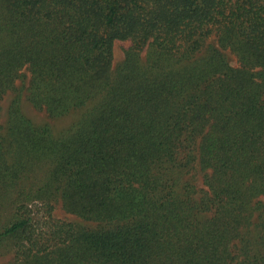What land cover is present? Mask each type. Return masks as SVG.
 Returning <instances> with one entry per match:
<instances>
[{
    "label": "trees",
    "instance_id": "trees-1",
    "mask_svg": "<svg viewBox=\"0 0 264 264\" xmlns=\"http://www.w3.org/2000/svg\"><path fill=\"white\" fill-rule=\"evenodd\" d=\"M23 69L35 108L79 114L69 130L21 112ZM11 90L6 264H264V0H0V99ZM31 162L47 177L19 184ZM57 195L94 225L55 219Z\"/></svg>",
    "mask_w": 264,
    "mask_h": 264
},
{
    "label": "rangeland",
    "instance_id": "rangeland-1",
    "mask_svg": "<svg viewBox=\"0 0 264 264\" xmlns=\"http://www.w3.org/2000/svg\"><path fill=\"white\" fill-rule=\"evenodd\" d=\"M208 43H214L215 46L217 45V38L215 36H211L209 40H207ZM130 46V42L120 41L117 40L113 44V53H112V64L111 68L114 70L117 66H119L123 60H124V52L125 50ZM225 56L226 61L233 66L238 65V58L234 51H231L230 49H224L222 50ZM149 50L145 48L140 53V59L142 62H147V59L149 57L148 55ZM24 77L22 79H18L15 81V89L17 92H19V107L21 112L30 118L32 121L38 124H48L50 126L51 132L53 135H58L62 132H65L69 130L77 118L79 117V114L77 112H69L66 115L59 116V117H49L48 114L44 110H40L35 108L29 99L27 98V90L26 87L28 85L29 81V73L26 69L22 70ZM15 95V91H8L6 94L0 99V125L5 126L7 119H8V109L9 105L11 103V100L13 99ZM51 162H31L28 170H25L24 173H19L20 181L21 183H29V184H40L44 181V179L47 177L48 172L50 170L49 166ZM21 174V175H20ZM196 184L201 187L202 186V180L201 176L198 175V178L196 179ZM56 198L53 199V210H52V216L55 219L62 220V221H68L73 222L76 224H79L83 227H91L94 225L93 222L83 219L82 217L67 212L63 206L62 202L59 198V196H55ZM11 204L8 200H1L0 201V225H4L11 219ZM11 245V244H10ZM14 255V249L10 248L9 244L0 246V264H6L9 261L12 260Z\"/></svg>",
    "mask_w": 264,
    "mask_h": 264
}]
</instances>
